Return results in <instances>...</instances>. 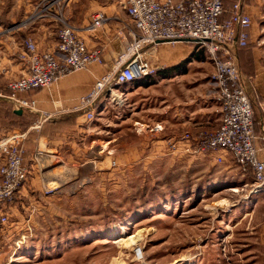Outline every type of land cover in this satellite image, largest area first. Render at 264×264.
Segmentation results:
<instances>
[{"label":"rangeland","instance_id":"1","mask_svg":"<svg viewBox=\"0 0 264 264\" xmlns=\"http://www.w3.org/2000/svg\"><path fill=\"white\" fill-rule=\"evenodd\" d=\"M7 1L10 6V0L0 5ZM43 1L30 0L29 15L15 7L12 20L0 13V24L18 28ZM55 14L32 21L51 26L57 38ZM188 67L210 68L193 62ZM104 102L91 122L80 124L91 135L88 141L95 140V169H36L28 175L3 207L8 222L0 224V264H264V198L243 187L252 182L251 171L240 181L227 173L233 159L220 165L213 157L204 169L177 161L163 167L148 158L124 175L120 144L134 149L139 141L128 130L133 124L121 122L119 109ZM48 123L50 136L58 138L73 128ZM35 125L27 128L30 143L41 131ZM143 143L150 140L139 148Z\"/></svg>","mask_w":264,"mask_h":264},{"label":"crops","instance_id":"2","mask_svg":"<svg viewBox=\"0 0 264 264\" xmlns=\"http://www.w3.org/2000/svg\"><path fill=\"white\" fill-rule=\"evenodd\" d=\"M2 4L0 13L5 12L11 20L15 7L18 8L16 12L23 8L24 14L31 13L30 0H10V6L8 1L6 6ZM244 11L251 18L248 29L250 51L238 52L237 56L236 50V61L252 104L255 132L264 137V0H247ZM97 13L105 16V24L94 31L86 30ZM63 16L89 49L101 51L103 64H93L87 70L69 73L49 89L17 94L36 102L34 111L23 110L22 114L32 120L34 125H40H35V129H41L38 136L32 137L36 138L32 143L29 142V130L26 131L28 135L23 164L29 171V178L35 175L36 169H95L94 163L98 162L91 150L95 140L88 141L91 137L88 130L80 128V124L88 121L85 112L78 109V100L91 90L98 78L110 71L112 64L123 53L125 44L131 40V33L135 31L123 7V0H68ZM25 20L18 28L15 25L0 24V91L4 93L9 82L25 74V66L17 55L28 37H32L41 50L56 52L58 38L54 37L51 26L42 20ZM145 56L156 68L155 73L119 88L126 98L125 106L118 108L121 122L130 121L133 124V129L128 130L134 132L139 141L134 149L120 144V158L124 160L121 173L127 175L132 166L141 165L148 158L161 161L163 167L168 164L174 167L176 161L181 162L179 165H196L204 169L207 162H210L211 167L213 155L195 153L196 140L217 130L221 124L216 90L209 78L213 65L207 54L188 43H167L158 45L153 51H146ZM192 62L207 63L210 68L194 71L188 67ZM102 103H105L103 99L99 105ZM5 105L17 111L11 101L0 98V139L14 133H23L18 132L17 127L9 126L13 121ZM52 121L60 124L58 130L69 126L73 128L62 133L60 138L50 136L51 125L47 124ZM4 122L9 123L4 125ZM184 134L190 136L189 140H181ZM148 139L150 144H140L139 148L140 141ZM169 142L175 143L177 150L170 151ZM37 150L43 152L39 164L33 158ZM223 158V163L232 159L227 153H224ZM232 163L234 169L229 168L227 173L240 181L246 178L248 173ZM245 184V188L254 187L253 179ZM255 194L264 198V188Z\"/></svg>","mask_w":264,"mask_h":264},{"label":"built area","instance_id":"3","mask_svg":"<svg viewBox=\"0 0 264 264\" xmlns=\"http://www.w3.org/2000/svg\"><path fill=\"white\" fill-rule=\"evenodd\" d=\"M68 0H44L34 17L45 18L55 14L58 23L56 52L40 50L37 43L27 38L18 60L25 66V74L6 85L8 92L0 91V98L11 101L15 110L34 111L36 102L17 94L49 89L61 77L93 64H102L99 49H89L63 16ZM244 0H235L228 20L219 22L223 14L222 0H123V7L135 31L124 46L123 53L110 71L98 78L91 90L80 97L78 109L85 112L86 121L94 119V112L103 99L124 107L125 94L120 86L131 84L153 75V67L145 56L160 44L194 43L207 54L213 65L210 81L216 90L221 111V124L213 132L199 137L196 151L211 154L218 164L227 153L243 171H251L254 190L264 188V137L254 128L252 104L236 61V50L248 41L250 16L244 11ZM103 14H95L86 30L94 31L105 24ZM28 132L14 133L0 139V224L8 217L4 205L24 185L29 171L23 164ZM184 134L181 140H189ZM168 148L176 150L169 142ZM43 152L37 150L34 160L39 164ZM138 251H136L137 254Z\"/></svg>","mask_w":264,"mask_h":264},{"label":"trees","instance_id":"4","mask_svg":"<svg viewBox=\"0 0 264 264\" xmlns=\"http://www.w3.org/2000/svg\"><path fill=\"white\" fill-rule=\"evenodd\" d=\"M246 1L247 0H244V3H243L244 5L246 4ZM234 2H235V0H222L223 14H222V16H220L219 22H223V21H226L229 19L231 9H232ZM188 44L192 45V47L194 49L197 48V45L194 43H188ZM249 49H250V45H249V42L247 41L246 46L237 48V56H238V52L245 51V50L250 51ZM237 59H238V57H237ZM5 92H8V91L5 90ZM4 107L6 109V112L8 111V114H9L11 121H13L9 124V126L12 125V126L17 127L21 131H26L28 128V125H31L33 123L32 120L23 117L24 115L22 113L17 114L15 111H13L11 106L5 105ZM8 123L4 122V125H6Z\"/></svg>","mask_w":264,"mask_h":264},{"label":"water","instance_id":"5","mask_svg":"<svg viewBox=\"0 0 264 264\" xmlns=\"http://www.w3.org/2000/svg\"><path fill=\"white\" fill-rule=\"evenodd\" d=\"M16 113H17V114H21L22 111H21V110H17Z\"/></svg>","mask_w":264,"mask_h":264}]
</instances>
